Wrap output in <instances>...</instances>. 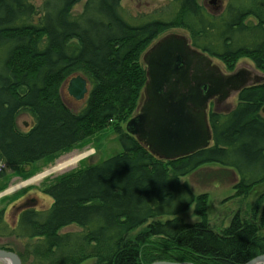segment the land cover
Returning <instances> with one entry per match:
<instances>
[{
    "label": "trees",
    "instance_id": "trees-1",
    "mask_svg": "<svg viewBox=\"0 0 264 264\" xmlns=\"http://www.w3.org/2000/svg\"><path fill=\"white\" fill-rule=\"evenodd\" d=\"M81 1L0 0V157L16 172L51 162L106 128L121 148L46 187L52 205H22L14 228L0 211V234L23 241L22 264H81L92 257L96 264H245L264 254V242L251 247L248 241L249 230L258 237L264 227L263 194L253 216L238 223L243 216L237 213L216 234L208 223V194L196 195L181 182L209 163L237 173L234 196L248 195L253 179L264 180V80L243 88L228 111H209L212 142L190 155L164 160L124 128L148 81L142 56L173 28L185 30L194 48L230 72L241 58L264 72V0H227L218 13L199 0H165L134 23L124 16L122 0H84L75 12ZM76 76L88 84L78 113L61 95ZM23 112L33 116L28 131L17 126ZM0 181L3 190V172ZM193 206L199 222L178 216ZM139 227L136 241L127 240ZM172 236L188 238L197 255L175 251L166 240Z\"/></svg>",
    "mask_w": 264,
    "mask_h": 264
},
{
    "label": "rangeland",
    "instance_id": "rangeland-1",
    "mask_svg": "<svg viewBox=\"0 0 264 264\" xmlns=\"http://www.w3.org/2000/svg\"><path fill=\"white\" fill-rule=\"evenodd\" d=\"M33 1L40 4L42 0ZM211 1L212 0H199V2L209 11L218 13L223 11L227 0H215L214 3ZM166 3L165 0H122L121 4L124 16L134 23L137 22L138 16L141 14L150 13ZM83 5L84 0L75 5L74 11L81 12L83 10ZM173 34L188 39V33L185 30L173 28L160 35L154 40L150 47L161 38ZM143 57L144 55L142 56V60L147 68ZM210 59L211 67H216L221 73L231 74L241 70L248 72L250 79L248 85L258 83L264 78V72L258 70L253 61L249 58L239 59L235 69L231 72L227 70L225 64L221 60L214 57H210ZM68 84L69 81L64 83L61 88L63 101L72 112L78 113L86 106V98L78 100L70 95L68 92ZM144 100L145 97L143 96L141 102L144 103ZM237 101L238 92H232L229 97L223 101L213 100L211 102V108L218 111H228L236 105ZM32 125L33 116L28 112L21 113L17 120V126H19L22 131H28ZM116 140L117 136L114 134L113 129L106 128L86 140L81 146L75 147L70 152L61 154L51 162L26 164L16 172H11L7 166L5 168L6 170L3 172L8 177L7 186L3 190L0 189V211L5 210V220L7 225L10 228L15 227L17 224L18 213L24 204L27 205V207L31 205L37 209H48L52 205L53 199L44 193L45 188L50 186L61 176L82 167L83 164L95 163L120 150L121 146ZM86 151L91 152L86 157H83V159H81L76 165L29 182L30 179L55 167L62 159H67L73 154ZM238 180V175L234 170L225 168L217 163L203 165L193 173L181 178V182L186 183L194 194H208L209 205L207 203V208L210 223L216 229L222 230L230 224L231 218H233L235 214L240 213L243 216L246 211L249 210L250 212L251 207L254 205L253 203H255L256 195L264 191V185H258L255 187L254 192L248 193V195L244 197H236L234 196L236 193L234 185ZM21 184L23 185L21 186ZM17 185L18 187L14 190L10 189V192L3 194L2 196L1 193ZM179 217L188 223L200 221V218L193 213V207L179 214ZM68 229L78 230L75 226ZM141 229L142 227H139L134 232L137 233ZM22 246L23 241H19L15 237H8L7 235L0 234V249L8 250L17 254V251L21 250ZM95 263V258H89L81 264ZM27 264L33 263L29 261Z\"/></svg>",
    "mask_w": 264,
    "mask_h": 264
},
{
    "label": "water",
    "instance_id": "water-1",
    "mask_svg": "<svg viewBox=\"0 0 264 264\" xmlns=\"http://www.w3.org/2000/svg\"><path fill=\"white\" fill-rule=\"evenodd\" d=\"M196 57L203 58L211 66L209 55L192 48L188 39L175 34L161 38L144 53L148 76L142 95L145 100L126 123V128L153 154L165 160L178 159L209 147L212 142L207 113L209 102L214 98L218 101L227 99L232 92L247 87L250 80L249 73L244 70L226 75L216 67L203 70L200 75L199 70L190 75ZM87 85L84 77H73L69 80L68 92L78 100L84 99L88 93ZM4 259H9L12 264H22L16 253L0 249V261ZM252 262L264 263V254L247 264ZM151 264L186 263L162 261Z\"/></svg>",
    "mask_w": 264,
    "mask_h": 264
},
{
    "label": "bare ground",
    "instance_id": "bare-ground-1",
    "mask_svg": "<svg viewBox=\"0 0 264 264\" xmlns=\"http://www.w3.org/2000/svg\"><path fill=\"white\" fill-rule=\"evenodd\" d=\"M188 41H189V44L191 45V43H190V39H189V36H188ZM191 47L192 48H194L192 45H191ZM194 49H196V48H194ZM196 50H198V49H196ZM199 52H201V53H203V54H206V53H204V52H202V51H200V50H198ZM211 69V66H208L207 65V62L205 61V60H203V58H201L200 59V57H196V58H194L193 59V63H192V67H191V69L189 70V74L190 75H193V74H195L196 73V71L197 70H199L198 71V74L200 75V74H202L201 73V71H208V70H210ZM172 81L173 80H171L170 82V84L169 85H171L172 84ZM164 86H166V83L164 84ZM187 89V88H186ZM141 95H144V89H143V94H141ZM141 99H142V96L140 97V100H139V104H138V106H137V109H139L142 105H143V103L141 102ZM263 110V109H262ZM135 114H136V112H135ZM134 114V115H135ZM133 115V116H134ZM132 116V117H133ZM131 117V118H132ZM130 118V119H131ZM129 119V120H130ZM128 120V121H129ZM127 121V122H128ZM210 124V123H209ZM124 128H125V131H127V128H126V124H125V126H124ZM139 140V139H138ZM144 143V142H143ZM145 144V143H144ZM74 148H71V150L70 151H72ZM69 151V152H70ZM91 151H86V152H83V153H77V154H73L72 156H69L67 159H62L61 161H59V163L55 166V167H53V168H51V169H49V170H47V171H45V172H43V173H41L40 175H38L37 177H34V178H32V179H30V181L29 182H32V181H35V180H38V179H40V178H42V177H46V176H48L49 174H51V173H53V172H57V171H61V170H64V169H67V168H69V167H71V166H74V165H76L81 159H83V157H86L89 153H90ZM112 155V154H111ZM157 156V155H156ZM163 159V158H162ZM165 160V159H164ZM36 164V163H35ZM91 164H93V163H89V164H87V163H85L84 165L85 166H88V165H91ZM8 165H7V163L5 162V160L3 159V158H1L0 157V173H2V172H4L6 169V167H7ZM257 175V174H256ZM257 177H260V176H257ZM28 183V182H27ZM250 183V182H249ZM23 184H21V186H22ZM252 185H253V187H247L246 189H248V190H250L249 191V193H251V192H254V189H255V187L256 186H258V185H264V180L263 181H261L260 179H253V182H252ZM16 187H18V185L17 186H13L12 188H9L8 190H6L5 192H3V193H1L2 194V196H3V194H7L8 192H10L11 190H14ZM11 189V190H10ZM261 193V192H260ZM258 193L257 195H256V198H258V197H260V195H264V193ZM236 197H239V196H236ZM255 201H256V199H255ZM254 204V203H253ZM208 205H209V203H208ZM251 210V209H250ZM207 212H208V208H207ZM193 213H194V206H193ZM181 214V213H180ZM195 214V213H194ZM209 215V214H208ZM179 216V215H178ZM251 216H253L252 214H250V212H249V210L248 211H246L245 212V214H243V219L240 217L239 219H238V223L239 222H241L242 220H243V222L245 221L244 219H246V218H248V217H251ZM162 217H164V218H168V217H170V216H162ZM200 218V217H199ZM231 219H233V218H231ZM201 220V219H200ZM199 222V221H198ZM195 223H197V222H195ZM208 223H209V227H210V229L212 230V232H215L216 234H221L222 233V229H216L215 227H213L212 225H211V223H210V220H209V216H208ZM237 228V227H236ZM237 229H239V228H237ZM136 230V229H135ZM134 230V231H135ZM243 230H246L247 231V229L246 228H244ZM249 230V229H248ZM134 231H132V232H129L127 235V237H126V239L127 240H129V241H136V239H135V237H136V233L134 232ZM245 231V232H246ZM139 232V231H138ZM137 232V233H138ZM250 234L248 235V238H249V240L248 241H250V244H251V247L254 245V243L255 242H257V241H259V240H261L260 241V243H263L264 242V227H260V229H259V234H258V237H256V236H253V231H251V230H249L248 231ZM172 233V232H171ZM256 234V235H257ZM247 238V237H246ZM247 238V239H248ZM110 239V238H109ZM135 239V240H134ZM166 240L169 242V243H173L174 245H175V248H174V250L175 251H178V252H186L187 250V252H194V255H197V252H196V249H194V248H192V246H191V244H190V242H189V240H188V238H182V237H179V236H172V238L171 237H166ZM155 246H157V244L155 245ZM186 247L188 248V249H186ZM251 249H253V248H251ZM174 250H173V252H174ZM254 250V252H256L255 251V249H253ZM263 255V254H262ZM258 256H260V255H258ZM92 258H95V257H92ZM254 258H256V257H254ZM253 258V259H254ZM87 259H89V258H87ZM86 259V260H87ZM96 259V263H97V258H95ZM253 259H251V260H253ZM85 260V261H86ZM251 260H249L247 263H249V262H251ZM162 261H166V262H175V261H170V260H158V261H154V262H162ZM154 262H151V263H154ZM95 263V264H96ZM150 263V264H151ZM179 263H186V264H193V263H188V262H179ZM247 263H245V264H247ZM0 264H12L11 263V261L9 260V259H4V260H1L0 261ZM251 264H264V263H258V262H252Z\"/></svg>",
    "mask_w": 264,
    "mask_h": 264
}]
</instances>
